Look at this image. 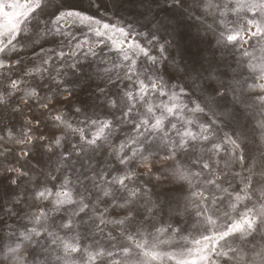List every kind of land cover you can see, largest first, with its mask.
I'll use <instances>...</instances> for the list:
<instances>
[{"label":"snow or ice","instance_id":"obj_1","mask_svg":"<svg viewBox=\"0 0 264 264\" xmlns=\"http://www.w3.org/2000/svg\"><path fill=\"white\" fill-rule=\"evenodd\" d=\"M126 6L133 9L132 21H124L120 16ZM240 13L245 15L240 17ZM109 14L118 23L110 22ZM230 15L242 19L243 24L230 22L227 19ZM210 16L219 29L215 46L200 35L201 29L216 34L206 24ZM140 19L143 23H139ZM137 23L141 30L134 27ZM73 28L83 31V36L74 35ZM192 29L195 39L202 44L206 42V47L186 55L177 38L182 35L181 30ZM117 35L122 39H114ZM47 36L63 37L61 44L71 47L69 53L62 50L53 53L62 60L85 48L93 57L98 55L96 48L100 49V55L105 48L115 50L121 64L112 62V67L122 66L123 79L134 87L122 90L118 84L120 76L115 82L108 77L107 82L116 89L112 94L115 98L106 97L105 115L111 119H93L85 114L83 126L75 127L59 112L51 116L55 131L47 137L33 135L31 122L19 135L0 125V161L11 156L19 164L4 167L0 162V264L9 260L13 264H97V261L105 264L103 258H110L113 253L102 249L97 237L105 235L108 225H114L112 231L128 242L119 248L121 264H264V119L252 123V117L246 115L259 110L264 116V57L259 63H251L250 59L247 65L241 62L233 67L225 55L239 47L243 56L251 58L244 44L253 38L258 45L264 41V0H24L23 3L0 0V109L7 107L9 99L21 91L26 78L35 79L37 74L43 76L48 72L45 66L51 57H41V64L30 69L19 58L25 46L21 39L27 42L33 41V37ZM140 37L147 46L140 42ZM151 49L158 50L160 55H151ZM177 49L178 53L173 54ZM40 51L44 52L43 47ZM218 52L221 54L217 55ZM140 55L151 62V72L148 68L137 71ZM159 64L163 67H157ZM91 66L89 63L88 67ZM70 67L80 72L84 65L73 63ZM14 73L19 78L13 79ZM61 87L57 82L58 94ZM36 88L42 85L37 83L31 90H25V98L39 102ZM64 90L69 96L74 91ZM99 90L104 92L102 88ZM153 95L166 97L167 103L150 102ZM40 106L49 109L48 103ZM75 112L80 114L82 109L76 108ZM201 118L207 122L198 123ZM33 119L37 126L41 123L39 118ZM123 124H131L136 136L116 145L112 138ZM220 125L231 128L232 134L224 133L221 137ZM64 130H70L76 137L75 143L65 139ZM56 131L62 134L56 135ZM6 141L11 144L5 146ZM17 145L20 151L14 147ZM225 145L231 149L227 163L242 167L246 173L243 195L237 192L233 197L229 193V203L208 191L215 188L228 193L227 188H221L224 181L209 163L212 157L227 151ZM161 150L168 153L163 160L172 162L170 171L165 169L167 177L164 173L155 175L161 172L157 167L163 163L158 156ZM198 153L209 154V159ZM105 154L110 158L105 159ZM45 156L49 161L55 156L57 164L62 165L56 169L60 173L59 183H54L56 175L41 172L46 179L30 189L32 202L28 205L38 212L26 210L22 205L28 199L27 184L32 182L29 173L36 171L31 162L40 165ZM177 156L183 159L196 156L190 162L192 167L199 166L200 171H193ZM139 168L144 171H138ZM205 171L212 178L204 177L201 181ZM229 174L233 178L240 175L226 166L223 175L226 178ZM153 175L156 180L153 188H161L159 193L148 188V182H141V177ZM176 180L189 185L194 180L200 181L196 185L200 190L192 192L198 203L190 214L195 217L191 227L199 238L189 240L181 236L179 251L160 252V245L169 244V240L161 238L164 234L187 231V227L177 230L171 225L157 227L156 223L161 213L171 211L170 192L184 190V184L164 188L165 181ZM5 181L10 182L11 191L25 185V194L15 196L10 206H6L3 198ZM50 183L52 187H48ZM41 202H46V206L42 207ZM221 205L230 211H222ZM241 207L243 211H239ZM57 214L59 220L55 219ZM113 214L119 218L109 219ZM14 218L27 221L21 225L23 230L8 224ZM106 236L109 243L117 239L112 232ZM6 239L11 242L7 246ZM88 240L93 241L91 249Z\"/></svg>","mask_w":264,"mask_h":264},{"label":"rangeland","instance_id":"obj_2","mask_svg":"<svg viewBox=\"0 0 264 264\" xmlns=\"http://www.w3.org/2000/svg\"><path fill=\"white\" fill-rule=\"evenodd\" d=\"M19 2L23 3L24 0H19ZM227 2V0H225ZM133 9H131L129 6H126L125 9H123L120 12V16L123 17L124 21H132L134 19L132 15ZM212 11V10H210ZM214 14V12H213ZM103 15V13H101ZM245 14L240 13L239 16L243 17ZM250 15V14H249ZM227 19L231 21H236L237 26L243 24L242 19H238L236 15H230L227 17ZM109 20L112 23H118L117 20H114L111 18V14H109ZM139 23H143V20L140 19ZM139 23L135 24L134 27L137 28V30H141L139 28ZM206 24L210 27H212L216 34L214 35L213 32L205 33L204 29L200 30V35L206 36V41L211 40L213 41V46H215V40L218 38V32L219 29L215 24H213V19L210 16ZM72 33L78 37L83 36V31L77 32L76 28L71 29ZM182 35L179 36L177 39L179 41V45L181 48L185 49L186 55L194 54L197 50V48H203L206 47V42L201 43L199 40L195 39L194 33L195 30H181ZM31 34V33H29ZM63 37H33V41H27L21 39V43L25 44V46L20 51V59L23 61V64L26 68H32L34 66L41 64V57L44 59H49V63L45 66L48 68V72L43 73V76L37 74L35 79H32L31 77L26 78V83L22 86V89L20 92H17L14 94L10 99L7 107H4L0 109V125L7 126V128H12L17 135L21 133L22 130L26 131L27 127L29 125V122H31V125L34 129L33 135H41L49 136L52 131H55V125L51 121V116L56 115L59 112H63L67 119H69L70 122L73 123L75 127H82L83 121L85 119V114L93 119L100 117L101 119L108 118L111 119V117H106L105 113L108 110L106 108V97L112 96V94L116 91L115 88L112 87L111 83H108V77L111 76V79L113 82L116 81V77L120 76L121 79L118 82L119 88L122 90H128L132 87H134L132 84H130L127 80L123 79L125 69L122 66H118L116 68L112 67V62H116L118 65L121 64L119 54L115 51H109L108 48L104 49V52L102 55H100V49L96 48V51L98 53L97 57H93L87 52V48L81 50L80 52H77L76 56H66L63 58H58L57 56L53 55L55 52L64 51L65 53H69L71 51V47L61 44V41L63 40ZM91 40H95L96 38L91 37ZM114 39L120 40L122 39L118 35L114 37ZM140 42L142 44L146 45V41L143 37H140ZM55 41V42H54ZM147 46V45H146ZM43 47L44 52L41 53L40 49ZM103 47V46H100ZM150 47V46H149ZM244 49H246L250 54V57L243 56V50L237 47L234 50H230L227 53H225L226 58L229 63L233 65V67H236L237 64H240L243 62L244 65H247L249 60L251 59V63H259L260 58L264 57V51H261V49H264V41H262L259 45L256 43L255 38L249 41L248 44H244ZM179 49L174 50L173 54H177ZM151 55L159 56L160 53L156 49L150 50ZM221 53H217V55H220ZM164 55H168V53H165ZM76 63L78 65H84V68L80 72H76L74 69L70 67L71 64ZM91 63V67H88V64ZM157 67H163L162 64L157 65ZM110 69L109 72H104L103 69ZM137 71H140L141 69L148 68L149 72H151V62L144 56L140 55L137 58V64H136ZM97 69H100L101 71L98 72ZM59 73V75H58ZM248 73L246 72L245 75ZM258 75V73H257ZM13 79L19 78V76L14 73ZM54 78V79H53ZM144 78V74L141 75V79ZM165 79H167L165 77ZM75 81V83H73ZM59 82L62 87L60 89L59 94L57 93L56 84ZM250 83L254 81H249ZM6 83V82H5ZM39 83L42 85V88H36V91L38 92V95L40 97L39 102L37 99L33 98L31 100H28L24 96L25 90H31V88L35 87V85ZM125 85H128V88H125ZM99 86V88L97 87ZM65 88L69 90H74L72 96H69L68 91L64 90ZM100 88L104 89V92H100ZM51 89V91H49ZM258 91V90H256ZM45 97H50V99L45 100ZM112 98H115L112 96ZM57 99L59 101L63 102H57ZM161 101L167 103L166 97H159L157 95H153L151 97L150 102L152 103H160ZM186 102V101H185ZM43 103L49 104V109H43L40 105ZM76 108H81L82 112L80 114H77L75 112ZM246 115L252 117V123H256L257 121L264 119V116H261L259 113V110H256L255 112H249ZM33 116L36 118H39L41 120V123L37 126L36 120L33 119ZM168 119H171L172 122L176 123V119L169 117ZM81 123H77V122ZM207 121L201 118L198 120V123H206ZM165 130L168 128V120H165ZM47 126V127H46ZM222 128V131L219 133V135L222 137L224 133H228L229 135L232 134V129L228 127H223V125H220ZM177 128L180 129V124L177 123ZM182 130V129H181ZM195 130V129H193ZM62 133L59 131H56V135H61ZM65 139L75 143L76 137L70 132V130H64ZM169 136H173V133H168ZM136 136V132L133 131L131 124H123L120 126V130L112 138L114 144L118 145L122 141H124L127 137H134ZM235 138V137H233ZM11 144L10 141L5 142V146H9ZM17 151H20V146H14ZM200 145H197V148L199 149ZM225 148L227 151H221L219 155L212 157L209 160V163L213 165V167L216 169V174L220 176V180L224 181L221 183V188H227L228 193L221 192L218 189L210 188L208 191L211 193H214L218 197H223L225 199L226 203H229L227 197L230 193L233 197L237 192H240L241 195L243 193L241 192V189L243 188V178L245 177L246 173L244 172L243 168L238 165H232L228 164L229 160V152H230V146L225 145ZM110 150V149H109ZM59 151H63V149H60ZM127 151V149H126ZM168 153L164 150L159 151L158 156L163 161L162 164H158L157 167L161 169V172H156L155 175H160L161 173H164V175L167 177L168 172L165 171V169H169L170 171V165L171 161L163 160V157H165ZM199 155L203 156L204 159H209V154L207 153H198ZM105 159H109L106 154L104 156ZM197 157L192 156L190 159H183L182 156H177L178 160H183V163L191 167L193 171H200L199 166L192 167L191 160H195ZM73 159H75L73 157ZM3 163L4 167H19V164H17L11 156L8 157L7 160L0 161ZM33 166L36 167L35 172L29 173V175L32 177V182L27 184V188L29 191L27 192V202L22 205L26 210L30 211H36L38 212V209L33 208L29 209L28 205L31 204V191L30 189L35 187L36 182L43 183L46 179L45 175H41L40 173H51L52 175H56L58 177L57 181L54 183H59V176L60 173L56 171L58 167H62V165L57 164V158L55 156L52 157V160L49 161L48 157H44V163L40 165H36L35 161L31 162ZM229 168L232 173H240L239 176H236L233 178V175L229 174L226 178L223 175V172L225 170V167ZM76 168L79 169L80 165L76 164ZM138 171H144L143 168L137 169ZM70 175V173H69ZM155 175L152 177L149 176H143L141 177V182H148L147 187L152 189L154 193L161 192V188L156 187L153 188V185L156 183ZM204 177L212 178V174H210L208 171L204 172V175L200 178L202 181ZM220 182V181H218ZM200 183V181L194 180L192 185H189L187 182L184 181H173L172 183H168L165 181L164 188L165 189H173L178 187L180 184H184V190L181 191H171L170 195L172 197V204H171V211H167L166 213H161L157 217V227H165L167 228L169 225H171L172 229H185L187 227V231H169L168 233L164 234L161 238L169 240V244L166 245H160L158 250L160 252H172V251H179V245L181 243V236L188 237L189 240H191L193 237L199 238V233L194 231L191 227L192 224L195 223V217L194 215H190L194 213V205L198 203V198L192 196V192L198 191L200 189L197 188V184ZM10 182L5 181L3 186V198L6 203V206H10V201L15 198L17 195H24L25 194V185H21L20 188L16 189L15 191L10 190ZM48 187H52V184H48ZM152 199L155 200L156 196L153 195ZM253 200H255V197H253ZM247 203V201H245ZM41 206H46V202H41ZM251 206V205H249ZM187 208V210H185ZM222 211H230V209H225L223 205H221ZM119 209H116V212H119ZM239 211H243V208H239ZM23 215V213H22ZM119 217L113 214L109 217V219H118ZM56 220H59V214L55 217ZM27 223L26 220L18 221L17 219H9L8 224L11 227L15 228H21V225ZM32 225H29L31 227ZM114 228V225H108L105 229V235L104 236H98V240L100 242V247L104 249L105 251H109L113 253L112 257H104L105 264H121L123 257L119 254V248L121 245H127V241L123 240L119 237L117 231H112ZM21 230H23L21 228ZM151 231V229H149ZM108 232H112V236L117 237L116 240L111 241L109 243L106 234ZM5 234H7V230H5ZM207 234V233H205ZM11 243L10 241H5V244ZM93 241L88 240L87 244L89 248L91 249ZM26 254V253H25ZM6 264H13V261L9 260L6 261ZM97 264H99V261H97ZM157 264H162V262H157ZM223 264V262H221Z\"/></svg>","mask_w":264,"mask_h":264}]
</instances>
